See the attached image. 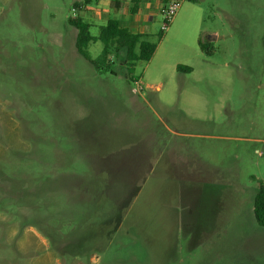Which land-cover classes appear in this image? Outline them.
<instances>
[{
	"label": "rangeland",
	"instance_id": "obj_1",
	"mask_svg": "<svg viewBox=\"0 0 264 264\" xmlns=\"http://www.w3.org/2000/svg\"><path fill=\"white\" fill-rule=\"evenodd\" d=\"M75 1L0 0V264L76 244L71 264H264V0H181L165 29L145 8L152 59L107 71L76 50ZM121 179V221L98 223Z\"/></svg>",
	"mask_w": 264,
	"mask_h": 264
},
{
	"label": "trees",
	"instance_id": "obj_2",
	"mask_svg": "<svg viewBox=\"0 0 264 264\" xmlns=\"http://www.w3.org/2000/svg\"><path fill=\"white\" fill-rule=\"evenodd\" d=\"M85 3L91 2V0H84ZM140 0H134L135 4H137ZM76 7L80 8V5L75 4ZM134 10V9H133ZM70 24L77 29L75 46L77 52L83 56L86 60L91 62V64L98 71H107L111 69L114 62L111 60V57L114 55L115 57H124L125 66L130 67L131 70H134V67L139 61H150L153 55L156 52L157 46L147 40V35L140 33H133L129 29L123 27L121 22L118 19H109L106 25L101 27L100 33L97 36H94L90 32L91 25L87 23L81 17H75L70 20ZM97 41H101L103 43V50L101 54L93 59L91 54L89 53L88 46L91 43H95ZM199 46L201 51L204 54L209 55L210 51L208 48V44L202 39L199 41ZM179 70L181 71H191V67H183L179 66ZM110 181L115 180V178L111 177ZM121 180H117V183L114 185L104 184V187L98 191L99 194H105L111 200L107 201V209L100 216L98 223L101 224H110V222L119 223L122 218V209L128 204L127 201L118 202L119 196L126 193L128 198L131 197L130 187L126 183H120ZM119 183V184H118ZM90 188V187H89ZM99 190V189H98ZM123 193V194H122ZM126 195V196H127ZM14 204V203H10ZM253 216L255 221L262 227H264V184L261 183L258 187L256 195L254 197L253 202ZM78 245L76 244L74 247H67L62 252V258L64 260V264H71L74 256V250L76 251ZM73 249V252L71 250Z\"/></svg>",
	"mask_w": 264,
	"mask_h": 264
},
{
	"label": "crops",
	"instance_id": "obj_3",
	"mask_svg": "<svg viewBox=\"0 0 264 264\" xmlns=\"http://www.w3.org/2000/svg\"><path fill=\"white\" fill-rule=\"evenodd\" d=\"M169 0H151L149 3H144L142 2V0H140L137 4H135L134 0H131L129 4L128 2H121L120 0H96L97 3V9H90L89 7V3H85L84 0H76L75 4H79L80 8H78L79 10H82L85 14V17H81L83 18L87 23H89L92 26V23L89 22L94 20V21H101V20H109L108 18V14H106V12H104L102 9H99L100 5L103 6H110V8H112V10H116L117 11V15H120V18H114V19H118L121 22V25L127 29H129L131 32L133 33H140V34H144V35H148V33L146 32V30H144L142 27H145L144 24H141L139 18L140 15L142 14L143 9L145 8H153L154 6L161 5L163 6L166 2H168ZM134 9V10H133ZM149 15L148 19L154 18L153 16ZM147 17L146 15H144V18ZM92 18V20H91ZM112 19V18H110ZM106 25V24H105ZM148 38V37H147ZM218 39V38H216ZM206 41H209L207 38H205ZM179 66H183V67H191V72L194 70V68L192 66H186V65H178L177 66V70Z\"/></svg>",
	"mask_w": 264,
	"mask_h": 264
},
{
	"label": "built area",
	"instance_id": "obj_4",
	"mask_svg": "<svg viewBox=\"0 0 264 264\" xmlns=\"http://www.w3.org/2000/svg\"><path fill=\"white\" fill-rule=\"evenodd\" d=\"M180 4L181 0H169L168 2H166V4L161 7L160 12L164 17V29L167 28L168 23L173 19V17L177 13ZM73 16L74 18L77 17V13L73 12Z\"/></svg>",
	"mask_w": 264,
	"mask_h": 264
}]
</instances>
